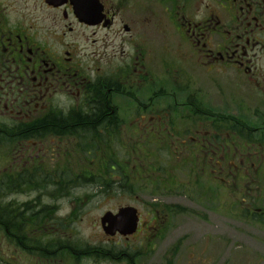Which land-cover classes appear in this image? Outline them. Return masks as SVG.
<instances>
[{
	"label": "flooded vegetation",
	"instance_id": "obj_1",
	"mask_svg": "<svg viewBox=\"0 0 264 264\" xmlns=\"http://www.w3.org/2000/svg\"><path fill=\"white\" fill-rule=\"evenodd\" d=\"M89 181L134 230L69 239ZM232 207L264 233V0H0V264H232Z\"/></svg>",
	"mask_w": 264,
	"mask_h": 264
},
{
	"label": "rangeland",
	"instance_id": "obj_2",
	"mask_svg": "<svg viewBox=\"0 0 264 264\" xmlns=\"http://www.w3.org/2000/svg\"><path fill=\"white\" fill-rule=\"evenodd\" d=\"M153 9L155 11L158 10V8L155 6ZM117 44H120L117 38ZM80 185L77 186H66L60 190L61 196L55 197V201L57 205H59V208L61 212H66L69 208H71V203L74 204V206H78V202L80 200L77 199V201L74 200L75 196L82 197L85 199L87 203L83 204L84 209L86 212H88L90 209L94 208H100L98 211L95 209L93 211L96 212H89V213H78L77 216L73 219L70 218L67 220V223L69 225V239L70 240H87L90 243L91 242H98L99 244H106L104 240H106V236L104 235L103 231L99 228V217L101 216L104 211L101 209L104 207H111L112 203L115 201H122L123 202H133V205H142L139 200L136 198V195H140V193L136 192L137 194L132 197H120L116 200H113L112 202H105L100 201L97 205L93 206V204L96 203L97 199H100L102 194V191L100 190L99 186H96L95 183H91V181L86 183H79ZM55 187V186H54ZM48 188L49 195H44L43 198H48L49 201L53 202L52 196V190L54 189ZM56 188V187H55ZM99 189V190H98ZM50 196V197H49ZM47 199V201H48ZM248 200V199H247ZM249 201V200H248ZM70 203V205H69ZM228 211L227 213V220H223V224H227L226 230H227V241L229 240L227 246L230 254V258H232V264H264V233L263 229H259L255 224L250 223V225H247L246 223H243L240 219L236 217V212L233 209ZM138 209H144V208H138ZM144 214V212H142ZM61 216H67V215H61ZM217 219V218H216ZM215 220V219H214ZM214 220L212 222L214 224ZM226 220V221H225ZM220 224V221L218 222ZM263 228V227H262ZM213 230H215L213 228ZM262 231V232H261ZM119 240L120 239L117 237ZM114 241H110V243H113ZM115 243L119 244L118 248H125L126 243L116 241ZM125 245V246H124ZM154 244L152 245L153 248ZM159 247V248H158ZM151 248V247H150ZM151 248V249H152ZM153 250L161 252V246L156 245V247L153 248ZM138 250H136L137 252ZM157 258V257H156ZM155 258V259H156ZM154 260V258L152 259ZM153 261H151L152 263ZM149 262H144V264H148ZM102 264H110L107 262H103ZM156 264H159L158 262Z\"/></svg>",
	"mask_w": 264,
	"mask_h": 264
},
{
	"label": "water",
	"instance_id": "obj_3",
	"mask_svg": "<svg viewBox=\"0 0 264 264\" xmlns=\"http://www.w3.org/2000/svg\"><path fill=\"white\" fill-rule=\"evenodd\" d=\"M102 224H108L104 229L108 233H113L114 230L118 229L122 233H125L124 226L130 224L132 230L136 223L137 216H135V210L132 208H124L119 210L116 215H111L109 212L105 213L102 217Z\"/></svg>",
	"mask_w": 264,
	"mask_h": 264
},
{
	"label": "bare ground",
	"instance_id": "obj_4",
	"mask_svg": "<svg viewBox=\"0 0 264 264\" xmlns=\"http://www.w3.org/2000/svg\"><path fill=\"white\" fill-rule=\"evenodd\" d=\"M56 192V190L54 189L51 193L52 194H54ZM30 211V213H32V211H33V209L32 210H29ZM36 210H34V212H35ZM22 224H23V222H22ZM21 241H25L24 239H22ZM83 249V247L79 244V245H77V246H72L71 248H69V251H71V252H74L76 249Z\"/></svg>",
	"mask_w": 264,
	"mask_h": 264
},
{
	"label": "trees",
	"instance_id": "obj_5",
	"mask_svg": "<svg viewBox=\"0 0 264 264\" xmlns=\"http://www.w3.org/2000/svg\"><path fill=\"white\" fill-rule=\"evenodd\" d=\"M114 250L113 248H109V247H106V246H102L101 250H105L107 252H109V250ZM122 249V248H121ZM119 251H123V252H126L125 250H119ZM104 256V255H103ZM102 256V257H103ZM108 257H111L110 255H108Z\"/></svg>",
	"mask_w": 264,
	"mask_h": 264
}]
</instances>
